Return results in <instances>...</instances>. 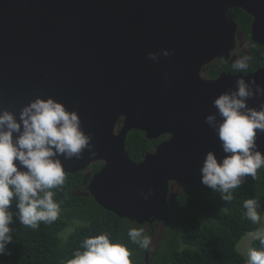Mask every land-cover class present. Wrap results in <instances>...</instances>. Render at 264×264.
<instances>
[{
  "label": "water",
  "instance_id": "95a60500",
  "mask_svg": "<svg viewBox=\"0 0 264 264\" xmlns=\"http://www.w3.org/2000/svg\"><path fill=\"white\" fill-rule=\"evenodd\" d=\"M232 9L253 18L250 38L264 47V0H0V109L18 113L36 96H51L75 110L94 154L61 155L65 174L103 164L89 184L84 175L82 195L140 226L167 223L173 185L200 182L209 150L218 162L225 155L205 123L216 113L212 101L240 76L264 88V67L203 76L215 60L237 58ZM163 49L170 55L149 58ZM262 99L247 105L258 108ZM132 130L167 140L135 163L126 150ZM255 143L264 154V134Z\"/></svg>",
  "mask_w": 264,
  "mask_h": 264
},
{
  "label": "clouds",
  "instance_id": "9594fccd",
  "mask_svg": "<svg viewBox=\"0 0 264 264\" xmlns=\"http://www.w3.org/2000/svg\"><path fill=\"white\" fill-rule=\"evenodd\" d=\"M159 55L169 56L170 52L163 49L159 54L148 53L153 62ZM248 59L236 60L233 69L247 71ZM254 96L264 97V88L255 80L240 76L235 80L234 90L222 92L212 101L216 113L205 117V123L220 141L225 155L218 162L213 151L205 154L199 169L200 183L219 192L226 202L233 199L232 190L240 187L245 176L255 179L257 170L264 167V154L257 150L255 143L258 133L264 134V99L258 108L249 107L247 100ZM92 148L91 135L83 131L78 113L67 110L51 96H36L18 113L0 109V256L9 254L7 245L13 242V229L9 225L14 217L21 225L32 229L59 218L60 204L50 191L60 189L65 182L59 157L79 159L86 149L94 154ZM13 201L15 211L11 210ZM259 207L256 199L245 200V218L259 223ZM127 235L141 249H148L150 244L155 249L158 244L157 240L151 243L143 229L130 227ZM254 239L259 241L260 247L249 249L247 264H264V232H257ZM81 248L74 250L65 264H132L127 247L112 242L107 233L86 237ZM149 258L146 252L147 264Z\"/></svg>",
  "mask_w": 264,
  "mask_h": 264
},
{
  "label": "trees",
  "instance_id": "16d2710c",
  "mask_svg": "<svg viewBox=\"0 0 264 264\" xmlns=\"http://www.w3.org/2000/svg\"><path fill=\"white\" fill-rule=\"evenodd\" d=\"M228 17L247 36L246 42L250 47L238 59L248 57L249 67L245 72H237L232 65H214L204 74L210 79L220 73L249 74L264 67V47L254 44L250 38L253 18L241 9H232ZM166 140V136L147 140L143 132L132 130L127 134L126 150L133 162L140 163L145 154ZM100 169L98 163L89 167L92 174ZM65 177L60 189L50 190L54 193V200L60 204L59 218L51 224L41 223L32 229L21 225L14 217L9 225L13 229V242L7 245L9 254L0 256V264H65L72 258L74 250H82L81 244L86 237L101 233H107L112 242L126 246L132 264H147L146 252L150 255L149 264H246L236 247L247 233L260 228L264 215V167L257 170L255 179L245 176L240 187L232 190L233 199L227 202L220 198L219 192L200 182L193 187L180 186L168 222L142 226L118 218L93 198L81 195L86 192V188L81 187L84 172L65 174ZM247 199L258 201L259 223L245 218L243 203ZM11 210H16L15 201ZM130 227L143 229L151 243L157 240L156 248L152 249L150 244L148 249H141L133 243L127 235ZM259 247V241L255 240L250 249L258 250Z\"/></svg>",
  "mask_w": 264,
  "mask_h": 264
},
{
  "label": "flooded vegetation",
  "instance_id": "af4514ba",
  "mask_svg": "<svg viewBox=\"0 0 264 264\" xmlns=\"http://www.w3.org/2000/svg\"><path fill=\"white\" fill-rule=\"evenodd\" d=\"M246 38H247V36L246 35H244V34H242L241 33V37L239 38V39H237V50L234 52V54L237 56V58L235 57L234 58V62L236 61V60H238V56L240 55V54H245V53H247V51H248V48H249V45L246 43ZM243 45H244V47H245V49L243 50ZM233 62V63H234ZM214 65H219V66H224V65H232V64H229V62L227 61V62H223V61H221V60H219V59H217V60H215L213 63H211L210 64V66L205 70V72H203V76H204V74L207 72V71H209L210 69H211V66H214ZM221 74H224V73H220V74H218V76L219 75H221ZM218 76H216V78L218 77ZM205 77V76H204ZM205 78H207V79H210V77L209 76H206ZM154 150H152L151 152H153ZM150 153V152H149ZM146 155V154H145ZM143 159V158H142ZM95 164V163H94ZM99 164V166L101 167V169H102V167H103V164L102 163H98ZM100 169V170H101ZM99 170V171H100ZM98 171V172H99ZM97 172V173H98ZM86 173H90L91 174V176H90V178L88 179V181H87V184H89V182H90V180H91V178H92V176L94 175V174H92L91 173V170H89V168L86 170V171H84V175L86 174ZM84 182H85V179H84V177H83V183H82V186L81 187H85L86 188V192H87V185L86 186H84ZM180 186H182V185H179V184H174L173 185V187H172V192L173 193H175V194H177L178 195V193H180ZM78 191H79V189H78ZM86 192H84V193H86ZM81 195H82V193H81ZM86 197V196H85ZM89 198V197H88Z\"/></svg>",
  "mask_w": 264,
  "mask_h": 264
},
{
  "label": "rangeland",
  "instance_id": "374dc122",
  "mask_svg": "<svg viewBox=\"0 0 264 264\" xmlns=\"http://www.w3.org/2000/svg\"><path fill=\"white\" fill-rule=\"evenodd\" d=\"M244 47V45H243ZM245 49V47L243 48V50ZM257 232H264V215L262 217V223L261 226L258 230L254 231V232H249L247 233L242 240L239 242V244L236 247V251L238 252L239 255H241L243 257V259L245 260L246 264H247V260H248V251L251 247V244L253 241H255L256 239H254L255 234ZM65 233V232H64ZM155 244V242H154Z\"/></svg>",
  "mask_w": 264,
  "mask_h": 264
}]
</instances>
